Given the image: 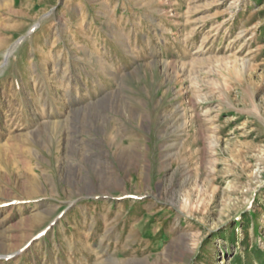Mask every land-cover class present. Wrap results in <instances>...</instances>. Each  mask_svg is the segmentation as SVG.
<instances>
[{
    "label": "rangeland",
    "instance_id": "374dc122",
    "mask_svg": "<svg viewBox=\"0 0 264 264\" xmlns=\"http://www.w3.org/2000/svg\"><path fill=\"white\" fill-rule=\"evenodd\" d=\"M0 264H264V0H0Z\"/></svg>",
    "mask_w": 264,
    "mask_h": 264
}]
</instances>
